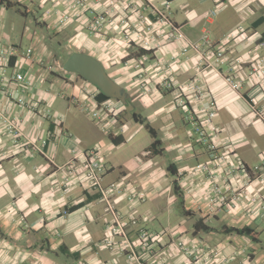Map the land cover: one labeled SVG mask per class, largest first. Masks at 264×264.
<instances>
[{"label":"crops","instance_id":"0c3cea01","mask_svg":"<svg viewBox=\"0 0 264 264\" xmlns=\"http://www.w3.org/2000/svg\"><path fill=\"white\" fill-rule=\"evenodd\" d=\"M88 1L92 11L59 26L53 11L68 10L62 0H0V47L17 48L9 59L0 55V264H135L120 250L124 237L112 235V246L103 242L113 212L88 185V158L104 165L105 187L117 185L113 210L138 219L127 227L128 238L136 242L141 227L153 236L149 264H186L184 246L220 249L210 264L225 256L233 257L228 264H264V178L251 174L248 183L240 171L228 173L240 162L252 168L264 160V76L251 75L264 58V0ZM150 4L170 10L186 40L172 39ZM108 10L112 25L91 33L89 18ZM204 32L209 45L180 54ZM30 47L34 53L27 57ZM76 50L111 69L129 92L128 104L108 100L112 112L102 119L84 110L87 103L95 108L92 86L63 69ZM140 50L146 59L135 68ZM218 50L224 51L221 62ZM229 76L238 90L227 83ZM192 80L201 93L184 89ZM180 97L200 117L215 150L186 119ZM213 101L215 115L208 120ZM6 118L19 125V135L7 130ZM143 127L152 139L133 148ZM154 139L159 143L150 148ZM199 220L209 228L196 232ZM244 227L257 233L255 239L233 230Z\"/></svg>","mask_w":264,"mask_h":264},{"label":"built area","instance_id":"2783aa9c","mask_svg":"<svg viewBox=\"0 0 264 264\" xmlns=\"http://www.w3.org/2000/svg\"><path fill=\"white\" fill-rule=\"evenodd\" d=\"M147 1L148 3H150L149 0ZM62 2L64 3L66 10L67 9L68 10L65 12H59L58 10L53 11L54 14H56L57 16V24L59 26L61 25L63 26L66 23L72 21L73 19H77V20L81 19L90 10L92 11V8L88 0H62ZM136 5H137L136 3H131L128 5V8L134 11L136 10ZM150 6H151V10L154 12L157 18V21L161 23L162 25L169 27L170 29L169 36L172 39L186 40L184 38L185 36L182 33V31L172 21V17H171L172 12L170 10L165 9L163 7H159L154 4H150ZM112 20L113 18H112L111 10H108L106 12L93 13L91 18H89L87 28L91 33H97V31L102 29L104 26L112 25ZM121 23L124 24L125 26L127 24L125 19H121ZM135 32L136 31H134L133 33L135 34ZM124 36H125V39L129 41L131 40L132 34H130V32H126L124 33ZM209 43H210V36L208 32H204L203 35L201 36L200 41H197V42L187 41L186 46L182 49L180 54L185 55L187 51H189L190 48H193L199 51L201 47L207 46L209 45ZM261 46L264 48V42L261 43ZM16 51H17L16 47H10L7 49L0 47V55H2L6 59H9L12 55L16 53ZM33 53H34V50L31 47L27 48L25 51V55L27 57H31ZM214 56L217 62H221L224 60V51L218 50L216 53H214ZM140 57L141 58L144 57V59H146L145 56H140ZM140 57L136 58L133 62L134 63L133 65L135 68H141L142 66V63H141L142 60ZM125 65L130 66V63L128 60L125 61ZM251 75H254L256 77L264 76V58L258 59L256 61L255 66L253 67V71L251 72ZM139 77L141 79L143 78L142 73L139 75ZM16 79L24 80V75L21 73H17ZM226 81L233 90L236 91L239 89L240 85L238 84V82L234 81L231 78V76L226 77ZM163 85H165V87L167 88L172 87V83L169 80H165ZM91 86L93 90L89 93L91 95L92 101L94 102L95 108H92L89 103L85 104L83 108L88 114H91L96 118H99V119L105 118L108 116V113L112 112V105L108 102V100L98 102L96 99L98 90L93 85ZM184 89L188 90L190 93L191 92H195L197 94L201 93V89L199 85L196 84L194 80L187 83L184 86ZM20 102L24 103V99L21 98ZM177 104L186 113V119L193 122L195 126V130L197 131V134L199 135L200 139L204 143L207 144L208 149L215 150L216 145H215V142L213 141V138L210 135H208L207 132L204 130L199 120L200 117L197 114L196 115L194 114L191 107L189 106V103L184 98L180 97L178 99ZM214 106H215V102L213 101L210 103L208 111L206 112L208 113L207 114L208 120L214 117L215 115ZM7 122H8L7 130L10 133H15L19 135L21 132L19 125L9 119H7ZM29 142L38 151L43 153L42 147L37 146V144L32 140H29ZM95 154L97 155V151L95 150H91L89 152V155H95ZM86 166H87L86 175H87L88 185L91 188H94L101 193L102 199H104L107 202L111 212H113V219L106 224V232L108 233V237L103 242L108 246H112V238H111L112 235H121L122 237H124V245L120 248V250L125 251V255L127 256V258L135 264H149L148 262L150 258L155 255V251L153 248V243H154L153 236L147 229L141 227L139 228L138 239L136 242H133L128 238L127 230H126L127 227L131 224L137 225L138 219L133 216L129 217L128 219H125L123 215L113 210L110 195H112V192H114V190L117 189V185L111 184L108 187H105L103 185V178H104L106 170L102 162L99 160V158H94V159L88 158L86 160ZM238 171L246 175L248 179V183H251L252 181L251 174H255V175L257 174V177L264 178V160L261 161L260 163L255 164L252 168L240 162L235 167H232L228 173L231 174L232 172H238ZM214 191L217 193H222L221 188L217 185L214 187ZM240 192L241 193H239V195L246 196V193L244 192V190H241ZM138 197L139 199L143 200L145 198V193L143 192L138 193ZM232 197L234 199L237 198L234 194L232 195ZM225 199L226 197L222 196L220 197L219 202L223 203L225 202ZM214 202L215 200H211L209 202L208 204L209 211L213 210ZM263 208H264V205H263ZM182 248H183L184 255L187 258L186 264H210L212 258L215 259L220 254H222L220 249H216V248H212L206 251H199L194 246H191V247L184 246ZM232 258H233L232 256L231 257L225 256L221 260L220 264H228L229 261L232 260Z\"/></svg>","mask_w":264,"mask_h":264},{"label":"water","instance_id":"95a60500","mask_svg":"<svg viewBox=\"0 0 264 264\" xmlns=\"http://www.w3.org/2000/svg\"><path fill=\"white\" fill-rule=\"evenodd\" d=\"M63 69L79 75L106 97L119 100L124 105L129 103L130 95L127 89L108 74L105 66L96 57L74 51L64 61Z\"/></svg>","mask_w":264,"mask_h":264},{"label":"trees","instance_id":"16d2710c","mask_svg":"<svg viewBox=\"0 0 264 264\" xmlns=\"http://www.w3.org/2000/svg\"><path fill=\"white\" fill-rule=\"evenodd\" d=\"M170 1H172V0H170ZM262 40H264V32H263ZM145 53H146V51H141V50H140V52L138 51V54H137V55H140V56H141V54H145ZM140 56H138V57H140ZM138 57H137V58H138ZM78 76H79V75H78ZM79 77H80V76H79ZM96 99H97L98 101L110 100V98L106 97V96H105L104 94H102L100 91H98V94H97ZM154 138H156L155 135H154ZM158 143H159L158 140L154 139V141L152 142L150 148H155V147H157ZM208 228H209V226L206 225L202 220H199V221H197V222L195 223V231H196V232L204 231V230H207ZM233 230H235V231L238 232V233L246 234V235H248V236H251L253 239H255L256 234H257L256 232H254L253 229H251V228H249V227H244V228H242V229H233Z\"/></svg>","mask_w":264,"mask_h":264},{"label":"rangeland","instance_id":"374dc122","mask_svg":"<svg viewBox=\"0 0 264 264\" xmlns=\"http://www.w3.org/2000/svg\"><path fill=\"white\" fill-rule=\"evenodd\" d=\"M173 7H174V3H173ZM203 10L204 9H206V6H204L203 8H202ZM72 50V49H71ZM77 51V50H76ZM107 72H108V74H110V76H113L112 75V71H111V69H108L107 70ZM113 100H115V99H113ZM115 101H117V100H115ZM91 120H93V118H90ZM94 121H95V118H94ZM93 122V121H92ZM94 123V122H93ZM96 123V122H95ZM152 138H151V135H150V133H149V131L147 130V129H145L144 127L141 129V131L138 133V135H137V137L136 138H134V141L133 142H131L130 144H132V146H133V148L135 147H141V146H147L148 144H149V141L151 140ZM165 215H163L162 217H161V220H160V223L158 224V229L159 230H161L162 229V226L164 225V220H162V219H164L163 217H164Z\"/></svg>","mask_w":264,"mask_h":264},{"label":"clouds","instance_id":"9594fccd","mask_svg":"<svg viewBox=\"0 0 264 264\" xmlns=\"http://www.w3.org/2000/svg\"><path fill=\"white\" fill-rule=\"evenodd\" d=\"M92 85V84H91ZM96 88V87H95ZM98 90V89H97ZM99 91V90H98Z\"/></svg>","mask_w":264,"mask_h":264}]
</instances>
